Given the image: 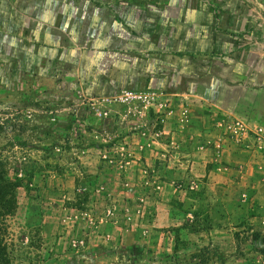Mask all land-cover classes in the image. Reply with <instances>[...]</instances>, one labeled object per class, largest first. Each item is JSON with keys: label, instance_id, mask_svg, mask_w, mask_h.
<instances>
[{"label": "rangeland", "instance_id": "1", "mask_svg": "<svg viewBox=\"0 0 264 264\" xmlns=\"http://www.w3.org/2000/svg\"><path fill=\"white\" fill-rule=\"evenodd\" d=\"M51 1L0 0L1 263L264 264V0Z\"/></svg>", "mask_w": 264, "mask_h": 264}, {"label": "trees", "instance_id": "2", "mask_svg": "<svg viewBox=\"0 0 264 264\" xmlns=\"http://www.w3.org/2000/svg\"><path fill=\"white\" fill-rule=\"evenodd\" d=\"M34 169L35 168L33 167L30 170V173L28 174L30 175L29 177H32L34 175V171H35ZM23 180L24 179L20 178L19 175L13 177V179H10L8 177V173L6 172L5 169V163L1 156L0 157V264H3L1 262L5 261L3 258L5 255V249L1 244V231H2L1 221L4 219L5 216L12 214L16 207L15 199L9 198L8 194L11 195V189L12 190L16 189L17 192V189L21 187ZM12 195H13V191H12Z\"/></svg>", "mask_w": 264, "mask_h": 264}, {"label": "crops", "instance_id": "3", "mask_svg": "<svg viewBox=\"0 0 264 264\" xmlns=\"http://www.w3.org/2000/svg\"><path fill=\"white\" fill-rule=\"evenodd\" d=\"M15 5L22 13L43 23L60 24L63 20L59 7L51 0H15Z\"/></svg>", "mask_w": 264, "mask_h": 264}, {"label": "built area", "instance_id": "4", "mask_svg": "<svg viewBox=\"0 0 264 264\" xmlns=\"http://www.w3.org/2000/svg\"><path fill=\"white\" fill-rule=\"evenodd\" d=\"M257 130H258V133L264 132V129L262 128H258Z\"/></svg>", "mask_w": 264, "mask_h": 264}]
</instances>
